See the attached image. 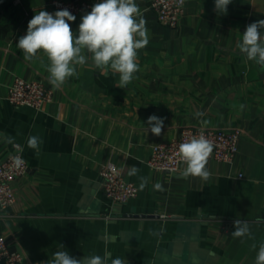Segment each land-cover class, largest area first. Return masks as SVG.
<instances>
[{
  "label": "crops",
  "instance_id": "0c3cea01",
  "mask_svg": "<svg viewBox=\"0 0 264 264\" xmlns=\"http://www.w3.org/2000/svg\"><path fill=\"white\" fill-rule=\"evenodd\" d=\"M51 1L0 0V162L12 150L8 135L29 165L13 182L16 202L0 215V232L24 253L21 264H47L57 250L77 259L109 253L125 264H255L264 242V68L236 45L247 25L264 19V0H232L226 14L214 0H186L177 27L160 23L150 0H136L149 43L126 88L89 60L61 88L50 84L53 99L42 109L17 106L7 99L17 77L49 80L47 58L27 62L16 44L40 10H60ZM74 16L78 34L82 16ZM150 115L165 118L159 136L146 129ZM186 126L240 128L233 160L209 159L207 180L179 178L183 163L174 172L152 167L153 145ZM30 135L43 141L39 156ZM110 162L138 185L137 198L105 195L100 171ZM236 219L254 238L231 235Z\"/></svg>",
  "mask_w": 264,
  "mask_h": 264
},
{
  "label": "clouds",
  "instance_id": "9594fccd",
  "mask_svg": "<svg viewBox=\"0 0 264 264\" xmlns=\"http://www.w3.org/2000/svg\"><path fill=\"white\" fill-rule=\"evenodd\" d=\"M232 0H214V10L218 14H226ZM76 20L69 10H58L54 14L40 10L28 22L26 35L22 36L17 48L23 52V59L32 62L42 53L47 58L46 71L49 83L56 89L61 88L66 81L78 76V67H83L91 61V67L107 74L109 71L118 74L117 87L126 88L139 71L138 52L148 43L147 21L136 3V0H99L91 11L81 17L78 34L74 33L70 23ZM264 19L257 20L246 26L237 48L245 56L246 61H252L264 68ZM43 63V60L41 61ZM243 109L244 105L240 106ZM202 116L203 113H196ZM163 117L150 115L147 119V131L153 135H161L164 128ZM201 123H207L201 121ZM4 142L14 144V137L5 135ZM42 139L30 135L27 146L40 155ZM214 145L203 134L192 136L178 147V155L185 167L179 172V178L199 177L207 180L210 172L207 169L208 160ZM14 163L20 167L25 163L22 158H15ZM138 169L133 167L129 175H136ZM141 179L140 188L147 184ZM163 191L160 183L155 185ZM235 230L231 232L234 238H254L249 223L236 219ZM61 247H63L61 245ZM257 248L255 244L252 246ZM125 264L119 257L112 258L109 253L104 255L91 254L77 259L67 251L57 250L47 264ZM255 264H264V242L260 243L256 252Z\"/></svg>",
  "mask_w": 264,
  "mask_h": 264
},
{
  "label": "built area",
  "instance_id": "2783aa9c",
  "mask_svg": "<svg viewBox=\"0 0 264 264\" xmlns=\"http://www.w3.org/2000/svg\"><path fill=\"white\" fill-rule=\"evenodd\" d=\"M99 0H52L57 9H67L72 14L83 16L91 11ZM186 0H150V7L156 12L160 23L177 27L185 13ZM44 80H31L17 77L11 85L7 99L17 106H29L42 109L53 99V89ZM203 134L212 141L213 152L209 159L230 162L235 157L242 130L238 127L186 126L181 134L173 139L158 142L152 147L149 164L159 170L174 172L183 163L178 155L179 145L191 138ZM22 158L25 163L17 167L15 158ZM29 171V165L23 156V147L19 143L12 145V150L4 161L0 162V215H5L16 202L13 182ZM105 195L112 201L127 203L139 195V187L125 178L122 169L114 162L107 163L100 171ZM25 260L23 252L14 249L10 241L0 232V261L8 264H21Z\"/></svg>",
  "mask_w": 264,
  "mask_h": 264
}]
</instances>
